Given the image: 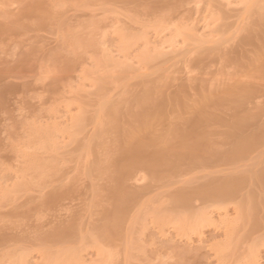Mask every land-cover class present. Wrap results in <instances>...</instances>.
I'll return each instance as SVG.
<instances>
[{
    "label": "rangeland",
    "instance_id": "374dc122",
    "mask_svg": "<svg viewBox=\"0 0 264 264\" xmlns=\"http://www.w3.org/2000/svg\"><path fill=\"white\" fill-rule=\"evenodd\" d=\"M139 1L0 0V264H264L263 184L250 177L233 199L195 192L251 176L264 165V139L237 162H186L156 177L136 169L125 182L130 201L113 214L104 167L121 131L99 113L104 98L124 113L146 78L163 76L165 98L192 103L199 92L243 84L251 94L240 110L213 111L227 122L249 111L264 124V1ZM222 37V57L198 52ZM115 123L130 125L125 113ZM181 191L186 206L175 203Z\"/></svg>",
    "mask_w": 264,
    "mask_h": 264
},
{
    "label": "bare ground",
    "instance_id": "6f19581e",
    "mask_svg": "<svg viewBox=\"0 0 264 264\" xmlns=\"http://www.w3.org/2000/svg\"><path fill=\"white\" fill-rule=\"evenodd\" d=\"M106 1L109 4V2L111 0L109 2H108V0H106ZM262 1H264V0H262ZM258 3H259V1H258ZM259 6H260V4H259ZM39 7L41 8V6H38V7L36 6V9H38ZM263 7H264V4L263 5L261 4V6L259 8H263ZM259 8H258V10H259ZM36 9H33V10L35 11ZM262 11H264V8ZM36 12H37V10H36ZM40 12L42 14L41 10H40ZM37 13H39V10ZM249 13H250V11H249ZM41 14L39 13V15H41ZM260 15H262V14H260ZM42 17L43 16H41V19H42ZM260 19L261 18L259 17V20ZM260 22L263 23L262 20ZM260 22H259V24H261ZM41 23L42 22H40V20H39L40 25H42ZM222 28H225V26ZM228 30H229V28H228ZM221 31H224V30L221 29ZM222 34H224V33L222 32ZM229 38L232 39L231 37H229ZM196 39H197V37H196ZM198 39H197V41H198ZM224 39L225 38L222 37L220 40L214 41L213 43H215L214 44L215 46H213L212 48H210V46L207 47L208 45L204 46V42H202L201 46H199V48H198V52H203L202 54L207 53V56L213 57L214 55L217 54L216 56L220 55V57H222L221 56L222 54H220V52H221L220 45L222 44L221 43L222 40L224 43L227 42V41H224ZM230 39H228V40H230ZM201 41L202 40H200L199 43ZM193 43H195V42H193ZM205 47H207V48H205ZM163 49L164 48H162L161 51ZM172 50H174V49L172 48ZM208 50H209V52H208ZM165 53L164 52L161 53L162 56ZM189 53H188V55H189ZM161 54H159V55L161 56ZM191 54H193V53H191ZM149 56H151V55H149ZM152 56H153V58L155 57V55H152ZM152 56L150 57V61L152 60ZM189 57H190V59L192 58L191 56H188V58ZM190 59H188V60H190ZM261 67L264 68V62L261 64ZM159 78H161V77H159ZM162 78H163V76H162ZM162 78L160 79V81L162 80ZM144 81L146 83L144 86V89L141 90V92H139L135 95L133 94V96H131V97H133V100H132L133 105H131L132 102L130 101L131 102L130 103L129 102L130 99H128L129 106L125 107L126 110L124 113L128 116V119L130 122L129 123L130 125L127 126V128H125L124 126L119 128L118 127L119 125L115 123L116 120L119 118V116H121V115L123 116V114H124L123 113L124 107L121 109V106H119V100L113 101L114 99L112 100L111 98L106 97V98H104L105 101L102 102V104H100L101 106L99 108V113H101V116L105 115V116L109 117L108 118L109 121L107 119L108 123L105 122V124L107 123L106 126L109 124L108 128L111 126L112 127L115 126L116 130L119 129L118 131H121L120 132L121 138L118 137L120 139L116 143L117 144V155L109 162V166L104 167L106 170L105 172H107V170L110 169L109 167L112 168V170L108 171L110 176H108L109 175L108 173H106V176L110 177L111 180H113L111 182H114L113 183L114 186L109 188V189H111V190H109V192L111 191L110 194L112 195L111 198L113 200V204L116 207V208L114 207L115 213L113 212V214H119V212L130 201V199H131L130 195L132 193L129 194L128 193L129 191L128 192L126 191L127 187L125 188V186H126L125 182L127 181L126 180L127 175H129L132 171H134L136 169H144V170L150 172V174H152V175L154 174L156 177V176H160L164 172H166V173H167V171L172 172V170H176L180 167L182 168V165H184V164L186 165V162L189 164H195V165L196 164L197 165H199V164L204 165V163H206L207 161L209 162L210 160H218V161L219 160H225V161L237 162L243 157L244 154L250 153L252 151V149H254V148H255L254 150H256V145L260 144V141L262 139H264V124H262L261 122H259V123H261L262 125L256 123L257 122L256 117L258 115L248 114L249 111L248 112L245 111V113H247V114L243 113V111L242 112L240 111L241 114L243 113L244 115H241L240 112H238V113L236 112L240 107H242V105L248 99L250 100L249 94H251V91L248 90L250 88L247 87V85L244 86L243 84L239 85L237 83L238 84L237 86L227 85V87H225V86H224V88L222 87L223 89H221V90H218V91L215 90L216 92L215 91L214 92L213 91L212 92L206 91V92H201V93L199 92V94H200L199 97H196L197 99L193 98V103L191 102L192 100H190V102H191L190 103L187 101L188 100L187 98L186 99L184 98L183 94H181L182 96L179 95L180 91L177 94L179 96L173 95V97L166 96V97H170V99L165 98L164 95H162V94H164L163 90L161 91V84H163V81H161L162 82L161 83L160 81L154 80L152 78H146V80H144ZM201 91H203V90H201ZM180 93H182V92H180ZM174 96H176V97L174 98ZM171 98H173V99H171ZM122 99L125 100V98H122ZM122 99H121V102H122ZM124 103H122L123 106H124ZM226 105L227 106L230 105L229 107L234 108L236 110L233 113L234 115L231 116V117H233V120L231 119L230 122L225 121L227 119L226 116H225V118H226L225 120H223L221 118L222 112H220L221 115H217L218 112L213 111V109L221 110L220 108H224V107H226ZM121 113H123V114H121ZM250 113H253V112H250ZM186 114H188V116ZM219 116H221V117H219ZM259 116H260V114H259ZM81 117H80L81 120H79V122H78L80 127L84 125V120H85L84 118L82 119ZM76 120H78V119H76ZM258 121H260V120H258ZM113 122L115 123L114 125H113ZM110 123H112V125ZM102 124L103 123H101V125ZM105 124H103L104 126H101V129H102L101 131L98 130L100 132V134L101 133L104 134V130L107 129V127L105 128ZM218 124H220V126L225 125L223 127L227 128V129L226 128L224 129V132L220 133L221 135L219 134V132H217L215 130L219 127ZM213 125H218V126H217V128L214 126L215 129H213V127H212ZM84 126H87L86 123ZM223 127H221V128H223ZM85 128L83 127L82 130H84ZM79 131H77V132H79ZM103 134H101V135H103ZM218 134H219V136L223 137L222 139L224 141H226L227 145L229 144L230 147H229L228 151H226V152H225V150H224V152L221 151L223 149L220 148V147H222V145L219 146L220 143L218 141V138H219ZM99 137H101V136H99ZM221 137H220V140H221L220 142L222 144L223 140L221 139ZM81 139H82V137H81ZM74 145L76 146V144H74ZM223 145H225V142L223 143ZM91 146H92V142H91L90 146L88 144L89 148H91ZM82 148H84V146H82ZM93 152L94 151H92V153ZM105 161H107V160H105ZM98 163H99V161H98ZM102 164L104 165V163H102ZM80 166H81V164H80ZM58 167H59V165H58ZM260 167L261 168L258 170L257 169L256 170L254 169L255 171L252 170L251 176H249V175L247 176L244 174L238 175V176L232 175L230 177L226 176V178L224 180L213 181L212 183L210 182V184L207 183V185L198 188L197 190H195V192L196 193L198 192L199 197H201L205 200L206 199H213V200L214 199H227V198L233 199L235 196V193L242 186V184L245 183L252 176H254L257 179V181H259L264 186V165L260 166ZM102 168H103V166H102ZM32 169H34V168H32ZM99 169H101V168H99ZM102 171H103L102 174L105 175L103 169H102ZM74 174H75V172H74ZM109 185H112V184L109 183ZM194 188H196V187H194ZM241 188H243V187H241ZM187 192L186 191L185 192H182V191L179 192L175 198V203L176 204H182L185 206H186V204L188 205V203L190 201V197L188 196V194H186ZM135 193H136V191H135ZM53 195H55V194H53ZM124 210L125 209H123V211ZM123 211H121V212H123ZM116 212H118V213H116ZM124 215L122 214V216H124ZM118 216H121V215H118ZM109 217H111L110 214H109ZM109 219H112V217ZM118 220H119V218H117V221ZM106 222H107V220H106ZM113 223H115V222H113ZM115 228H117V227H115ZM109 229H111V225L106 224L105 230L108 231ZM112 229H114V228H112ZM102 230H103V228H102ZM117 230H115V231H117ZM99 233L101 234V232H99ZM66 234L67 233H65L64 231L63 232L61 231L60 233L57 234V236H59L60 238L61 237L65 238ZM68 237H69V235H68Z\"/></svg>",
    "mask_w": 264,
    "mask_h": 264
}]
</instances>
